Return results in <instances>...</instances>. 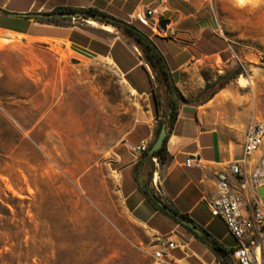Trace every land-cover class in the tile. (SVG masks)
<instances>
[{
  "label": "rangeland",
  "instance_id": "obj_1",
  "mask_svg": "<svg viewBox=\"0 0 264 264\" xmlns=\"http://www.w3.org/2000/svg\"><path fill=\"white\" fill-rule=\"evenodd\" d=\"M217 11L246 70L245 88L239 74L231 82L247 92L250 120L264 121V3L219 0ZM56 22L110 37L80 19ZM0 34V100L27 130L0 190V264H153L156 243L123 213L107 166L143 101L105 59L79 64L54 44ZM5 123L10 147L21 132ZM256 194L264 203V187Z\"/></svg>",
  "mask_w": 264,
  "mask_h": 264
},
{
  "label": "crops",
  "instance_id": "obj_2",
  "mask_svg": "<svg viewBox=\"0 0 264 264\" xmlns=\"http://www.w3.org/2000/svg\"><path fill=\"white\" fill-rule=\"evenodd\" d=\"M218 1L0 0V32L26 41L54 44L70 55V61L79 64L89 59H105L132 94L143 101V110L111 147L108 171L115 180L123 213L149 235L156 243L155 247L172 242L174 249L169 254L178 264H221V259L212 248L197 240L185 225L164 214L163 209L164 212L156 209L143 194L144 190L168 209L185 216L188 222L225 249L231 250L235 245L223 221L211 218L207 207V203L218 195L216 174L223 172L230 176L229 164L240 156L245 128L250 121L247 92L231 81L212 98H200L206 84L213 83L235 65L228 47L230 42L217 32ZM224 1L233 4L238 0ZM244 2L264 3V0ZM157 5L165 11L157 18L147 17L146 10ZM65 8L96 9L129 24L140 22L149 31L183 99L174 123L166 128L163 161L150 157L149 149L156 138L162 113H166V93L162 85L157 87L155 73L142 59L138 45L132 39H126L119 29L92 19L72 18L87 24L91 22V28H98L109 38L86 33L74 22L53 24L49 22L51 19L38 17L40 20L36 21L28 17ZM160 21H168L164 31L158 28ZM153 93L161 100L157 116L152 103ZM2 118L0 190L4 192L11 187L12 150L20 147L27 130L11 114ZM5 121L21 132L10 147L12 139L6 133ZM142 141L148 144V150L134 152L133 148ZM34 146L37 148L36 143Z\"/></svg>",
  "mask_w": 264,
  "mask_h": 264
},
{
  "label": "built area",
  "instance_id": "obj_3",
  "mask_svg": "<svg viewBox=\"0 0 264 264\" xmlns=\"http://www.w3.org/2000/svg\"><path fill=\"white\" fill-rule=\"evenodd\" d=\"M165 8L155 6L145 14L157 18ZM156 26V24H155ZM220 33L222 31L220 30ZM219 33V34H220ZM222 38L224 36L220 34ZM231 57L240 71L239 78L246 74L243 62L228 43ZM0 113L7 116L0 100ZM148 144L140 142L133 148L136 153H145ZM189 166V163H186ZM230 176L220 172L216 174L217 197L207 203L211 218L223 221L227 233L235 240L230 250L233 264H264V203L256 191L264 187V121L252 119L245 128L239 158L229 164ZM174 244L153 247L150 256L153 264H178L170 256Z\"/></svg>",
  "mask_w": 264,
  "mask_h": 264
},
{
  "label": "trees",
  "instance_id": "obj_4",
  "mask_svg": "<svg viewBox=\"0 0 264 264\" xmlns=\"http://www.w3.org/2000/svg\"><path fill=\"white\" fill-rule=\"evenodd\" d=\"M52 13L55 14H75L77 17L83 19H92L97 22L103 23L105 25L113 26L120 30L122 35L127 39H132L137 45L140 50V54L144 62L154 71L155 73V81L157 83V87L162 85L163 90L166 93V98L164 99V106L166 109V113H162V120L158 123L157 133L161 129L162 126L166 128H170L175 121L177 115V109L179 103L183 102L182 96L177 91L174 82L171 78L170 72L168 67L165 63V60L158 50L154 41L150 38L149 31L146 27L138 22L137 24H129L127 22L121 21L116 19L108 14H105L101 11L96 9L88 8V9H56ZM28 17L33 18L34 20H40L37 14L28 15ZM54 19H51L53 21ZM55 22V20H54ZM239 72L235 71L233 73H225L219 76L213 83H208L205 85L200 98H204L208 100L214 96L219 90L224 88L226 84H228L231 80L235 79L238 76ZM152 103L154 106V113L157 116V112L159 107L161 106V100L159 97L153 93L152 94ZM165 137L162 147L156 151L155 153L151 154L150 157H157L158 159L162 160L165 157V144H166ZM143 194L145 197L151 202V204L158 210L164 212L161 207L157 205L159 201L157 198L150 195L148 191L144 190ZM164 214L173 218L176 222H180L181 219H188L178 214L173 209L169 208V212H164ZM192 235L202 242L203 244L207 245L208 247L212 248L214 254L221 259V264H232L231 259L229 257L230 250L225 249L220 244H218L214 239H212L206 232H203L202 235H198L193 232L189 227L184 226Z\"/></svg>",
  "mask_w": 264,
  "mask_h": 264
},
{
  "label": "water",
  "instance_id": "obj_5",
  "mask_svg": "<svg viewBox=\"0 0 264 264\" xmlns=\"http://www.w3.org/2000/svg\"><path fill=\"white\" fill-rule=\"evenodd\" d=\"M37 16L40 17V18H43V19H47V20L54 19V18H61V19L77 18V16L75 14H62V13H60V14H55V13L38 14ZM167 24H168V21H160L158 23V28L161 31H164L165 26ZM139 53H140V50H139ZM150 70L152 71V73H154V71L151 68H150ZM165 137H166V127L165 126H162L161 129L159 130V132L157 133L156 138H155L153 144L151 145V147L149 149V154L155 153L156 151H158L162 147ZM157 204L164 211L169 212V209L166 206H164L162 204V202L159 201V202H157ZM180 222H181V224H183L185 226H188L196 234H198V235H202L203 234L202 231L199 228H197L196 226H194L192 223L188 222L187 220L181 219Z\"/></svg>",
  "mask_w": 264,
  "mask_h": 264
},
{
  "label": "bare ground",
  "instance_id": "obj_6",
  "mask_svg": "<svg viewBox=\"0 0 264 264\" xmlns=\"http://www.w3.org/2000/svg\"><path fill=\"white\" fill-rule=\"evenodd\" d=\"M90 24H91V22H90ZM1 35V34H0ZM2 40V39H1ZM7 40V39H6ZM2 42V41H1ZM0 42V43H1ZM3 43V42H2ZM2 45V44H1ZM238 84L241 86V87H243V88H245V86H246V84H245V79H243V78H239L238 79ZM131 93H133L132 91H131ZM171 244H173L172 242H170Z\"/></svg>",
  "mask_w": 264,
  "mask_h": 264
},
{
  "label": "snow or ice",
  "instance_id": "obj_7",
  "mask_svg": "<svg viewBox=\"0 0 264 264\" xmlns=\"http://www.w3.org/2000/svg\"><path fill=\"white\" fill-rule=\"evenodd\" d=\"M244 2V0H241V3H243Z\"/></svg>",
  "mask_w": 264,
  "mask_h": 264
}]
</instances>
